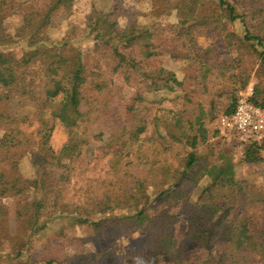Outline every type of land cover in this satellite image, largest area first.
Masks as SVG:
<instances>
[{
	"label": "trees",
	"instance_id": "1",
	"mask_svg": "<svg viewBox=\"0 0 264 264\" xmlns=\"http://www.w3.org/2000/svg\"><path fill=\"white\" fill-rule=\"evenodd\" d=\"M75 1L51 0L36 10L37 0H0V21L10 15L19 22L14 38L0 32V228L13 234L14 223L24 232L10 239L11 264H101L100 254L83 246L67 252L55 245L36 258L25 253L31 234L61 216L96 228L115 219L140 233L142 244L154 246L163 264H249L253 257L264 264V209L247 207L252 201L231 166L202 163L194 152L207 143L219 115L234 113L239 91L254 74L250 101L264 110V0H139L151 6L146 20L133 14L124 25L117 11H98L99 0H88L92 12L82 39L92 46L86 50L78 45L81 39L58 37L50 23L53 13H71ZM223 20L242 32L209 53L195 34L221 36ZM8 46L22 49L24 64ZM165 58L186 63L182 81L163 67ZM212 72L231 90H209L203 79ZM116 79L134 91L127 95ZM158 90H181L182 111L148 106L145 94ZM224 94L227 105L220 111L217 100ZM16 100L28 106L16 109ZM94 115L114 123L98 149L105 173L95 188H86L82 201L67 202L64 192L84 144L81 127ZM57 128L68 136L59 151L51 143ZM263 138L244 141L246 163L263 161ZM180 144L191 151L172 168ZM25 160L37 168V178L22 173ZM206 177L210 184L192 203L193 189ZM8 199L12 205L4 203ZM116 211L128 214L117 217ZM182 221L187 230L179 236L174 230Z\"/></svg>",
	"mask_w": 264,
	"mask_h": 264
},
{
	"label": "rangeland",
	"instance_id": "2",
	"mask_svg": "<svg viewBox=\"0 0 264 264\" xmlns=\"http://www.w3.org/2000/svg\"><path fill=\"white\" fill-rule=\"evenodd\" d=\"M51 0H37L36 10L45 8V6ZM96 10L111 13L117 11L119 15V21L121 25H124L127 19L133 14H140L138 16L142 21L146 20L145 15L150 11V4L148 2H140L139 0H99L95 5ZM92 12V3L88 0H76L73 4L71 13H63V11L53 13L50 18V23L55 28L58 37H64L65 35H71L78 39H81L78 45L86 50L92 46V42L88 39H82L85 35L83 31L86 29L87 17ZM177 19H172V22H176ZM18 20L16 17L10 15L4 17L0 21V32L6 35L13 34L18 26ZM222 25L224 30L218 36L215 33H209L205 36H199L195 34L197 42L204 47L209 53L216 51L214 47L224 48L226 43L231 40L232 33L242 32V28L235 26L229 20H223ZM15 34H13L14 38ZM6 39V38H5ZM6 50L12 51L16 54L21 62L25 63L23 51L20 47L8 46ZM163 67L173 71L178 76V79L182 81L186 77V71L188 69L184 61H175L169 58H165L163 61ZM204 83L208 86V89L215 91L217 89H225L230 91V85L224 83L222 78L217 72L208 74L204 79ZM258 80L253 75L250 84L244 90H240L241 95L245 94L250 87H254ZM116 84L121 89L130 95L134 89L128 87L122 79H116ZM182 91L169 92L158 90L151 93H146L145 103L157 109L159 107L172 109L174 111H182L185 103ZM207 96H201L200 100L206 106ZM227 94H224L217 100L218 107L224 110L227 105ZM12 106L16 109H25L28 105L23 100H16L12 103ZM205 114L202 115L204 117ZM220 116V115H219ZM218 116V119H219ZM207 117V116H206ZM218 119L209 126L211 130L210 138L207 143L199 147L194 152L199 153L202 163L211 162L216 164L225 163L233 168L235 179L246 187L248 192V198L252 201H247V207L251 209H258L262 211L264 209V151L261 152L263 161L248 164L244 161V140L236 137H222L217 129ZM114 123L109 119L92 116L90 122L81 127L80 134L82 135L83 143L79 149V153L76 156L74 162V174L67 185V189L64 192V198L67 202L75 203L82 201L85 196L86 188L92 186L96 187V180L103 177L106 168V159L101 157L98 150L107 140L110 132L113 130ZM27 132H31L34 128L24 126ZM217 129V134L213 136V132ZM3 131H0V137ZM264 135V134H263ZM258 136L256 139L258 142L262 141V136ZM68 139L67 133L63 128H57L52 136V146L55 150L59 151L66 144ZM264 139V138H263ZM246 141V140H245ZM174 159L170 161V165L174 168L177 165L178 157H184L187 151H191L187 146L180 144L174 149ZM22 173L26 178L35 179L38 176L37 168L34 167L28 161H24L21 164ZM211 180L206 177L202 180L199 186L193 189L192 203H194L204 188L210 184ZM25 201V200H24ZM4 203L12 205V200H5ZM128 214V211H116L114 216H120ZM97 218H94V220ZM115 219L103 220L96 228L91 221H87L83 224H77L72 222L68 217L61 216L51 221H48L45 226L38 229V231L28 238L27 252L32 258L39 257L46 253L50 247L55 245L66 247L67 252H74L81 246L85 247L87 251L98 252L101 264H163L165 260L156 261L154 255V246H145L141 242V235L138 232H129L124 224L114 222ZM11 232L13 234L8 235L6 230L0 228V264H11L13 258V249L10 244V239L13 237H22L24 232L19 225L12 223ZM15 228V232L13 231ZM187 230L186 222H179L175 226V234L183 235ZM65 236V237H64ZM86 241V242H85ZM260 259L253 257L249 264H259Z\"/></svg>",
	"mask_w": 264,
	"mask_h": 264
},
{
	"label": "built area",
	"instance_id": "3",
	"mask_svg": "<svg viewBox=\"0 0 264 264\" xmlns=\"http://www.w3.org/2000/svg\"><path fill=\"white\" fill-rule=\"evenodd\" d=\"M253 87L241 95L232 115L220 116L217 129L222 137H239L241 140L257 138L264 134V110L250 101Z\"/></svg>",
	"mask_w": 264,
	"mask_h": 264
}]
</instances>
